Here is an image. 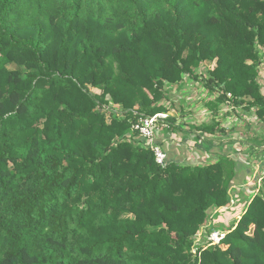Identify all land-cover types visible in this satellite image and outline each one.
Instances as JSON below:
<instances>
[{
	"label": "trees",
	"instance_id": "16d2710c",
	"mask_svg": "<svg viewBox=\"0 0 264 264\" xmlns=\"http://www.w3.org/2000/svg\"><path fill=\"white\" fill-rule=\"evenodd\" d=\"M262 63L264 0H0V264H264V179L131 141L183 76L264 122Z\"/></svg>",
	"mask_w": 264,
	"mask_h": 264
},
{
	"label": "crops",
	"instance_id": "0c3cea01",
	"mask_svg": "<svg viewBox=\"0 0 264 264\" xmlns=\"http://www.w3.org/2000/svg\"><path fill=\"white\" fill-rule=\"evenodd\" d=\"M187 78L189 81L186 82ZM258 82L260 92L264 96V63L259 65ZM182 83H185V89L187 88L185 91L189 96L187 99L189 103L194 98L193 80L183 76ZM188 90H190L189 94ZM203 91H205L204 88ZM200 97L201 99L208 97L205 102L207 110H203L204 107H201V112H197L198 114L194 115L189 112L184 113L182 117L177 116L176 112L171 110L167 114L174 119L173 127L166 132L165 141L159 139V142L170 161H180L181 164L187 163L191 166L214 162L220 156L230 155L236 162L237 172L232 183V199L236 200V205L231 208L233 210L242 206V203L237 205L238 200L246 202V198H250L248 195L251 196L258 192L257 188L264 179V122L254 110L247 111L242 107H234L228 103L216 102L215 110L211 111L208 104L213 103L215 97L207 95L206 91L202 92L198 98ZM192 103H189V107H194ZM211 113L214 119L211 122L214 125L213 133L212 135L204 134V138L202 127L209 124L205 122V118L209 117ZM179 122H181V126ZM198 122L201 123L198 124ZM209 140L213 148L208 149ZM253 151L257 155L253 154Z\"/></svg>",
	"mask_w": 264,
	"mask_h": 264
},
{
	"label": "rangeland",
	"instance_id": "374dc122",
	"mask_svg": "<svg viewBox=\"0 0 264 264\" xmlns=\"http://www.w3.org/2000/svg\"><path fill=\"white\" fill-rule=\"evenodd\" d=\"M199 73L201 72V70H199L198 71ZM188 77V76H187ZM192 80V79H191ZM187 81H189V79L187 78L186 79V82ZM193 91H192V93H193V95H194V98H193V100L191 101H189V103L191 104L192 102V105H194V107H189V103H188V98H189V96H187V94H186V89H185V83H181V84H179V85H175V86H166L165 87V95H166V99L164 100V101H162L161 103L166 107V108H168L169 109V113L171 112V110H174L175 112H176V114H177V116H179V117H182V115L184 114V113H189V112H191V113H193L194 115L197 113V112H201L200 111V108L202 107H204L203 108V110H207V108H206V106H205V102H207V99H208V97H206V98H202L201 99V97L200 98H198L199 96H200V94L203 92V93H205V91H203V86L200 84V83H197V82H195V81H193ZM97 91L98 90H94V91H92L93 93H97ZM189 91L190 90H188V94H189ZM184 93V94H183ZM206 94L208 95V93L206 92ZM203 97V96H202ZM196 99H199V100H196ZM199 103H201V105H199ZM204 103V104H203ZM110 107L111 108H113L115 111H117V112H120L121 111V108H120V106H115V105H113V104H110ZM206 108V109H205ZM198 114V113H197ZM168 115V114H167ZM169 116V115H168ZM209 118V119H208ZM200 119H201V117H200ZM212 120L214 121V119H213V115H212V113H211V115L209 116V117H207V118H205V122H207V123H209L207 126H211L212 125ZM201 122H198V124H200ZM211 123V124H210ZM179 125L181 126V122H179ZM167 126H168V124H167ZM162 129V130H161ZM160 130H161V132H160V134L158 135L159 136V139H160V141L163 139V141H165V139H166V130H167V128H165V127H161L160 128ZM135 138V139H134ZM131 141L132 142H134V143H136L137 144V142L135 141V140H137V141H139L140 142V144L141 145H144V141L143 140H141L139 137H137L136 135H135V137H134ZM206 146V145H205ZM207 148H208V144H207ZM256 152L255 151H253V154H255ZM255 155H257V153L255 154ZM185 162V161H184ZM177 163H180V161H178ZM182 164H184V165H187V163H182ZM260 177H261V175H260ZM261 184V183H260ZM260 187V186H259ZM259 187L257 188V189H259ZM257 193V192H256ZM253 195V194H252ZM248 197H251V196H249L248 195ZM245 200V199H244ZM246 200H248V198H246ZM244 202V201H243ZM245 203V202H244ZM242 206H244V205H242ZM236 209H238V210H240L238 213H240V212H242L243 210H244V207H241L240 208V206H239V208H236ZM227 214L226 213H224V215H222V214H220V217L218 218V219H216V221H212V223L211 222H209L208 221V223H209V226H211V225H214V227L215 228H217L219 225H220V223H223L225 220V216H226ZM229 216L231 217V218H229ZM229 216H227L228 217V220H232L233 218H234V216L232 215V214H230ZM236 219H238V217L236 218ZM228 220H226V222L225 223H227L228 222ZM224 228H225V226H223ZM214 228V229H215ZM223 228V229H224ZM210 229H212V227L210 228ZM208 230H209V228H208ZM220 230V229H219ZM201 233H199V237H197L196 238V240H195V246L196 247H199V246H204L205 245V243H206V238H205V234H207L208 232H206V229H201V231H200ZM210 232H213V231H210ZM209 232V233H210ZM208 233V234H209Z\"/></svg>",
	"mask_w": 264,
	"mask_h": 264
},
{
	"label": "built area",
	"instance_id": "2783aa9c",
	"mask_svg": "<svg viewBox=\"0 0 264 264\" xmlns=\"http://www.w3.org/2000/svg\"><path fill=\"white\" fill-rule=\"evenodd\" d=\"M167 114H157L150 118L140 119L136 125L132 127L133 133L144 141V146L150 148L154 155L156 164L160 166H165L169 159L165 153L161 143L159 142V134L161 132L160 128L167 126ZM225 236L224 232L213 231L207 236V241L209 244L219 243Z\"/></svg>",
	"mask_w": 264,
	"mask_h": 264
}]
</instances>
